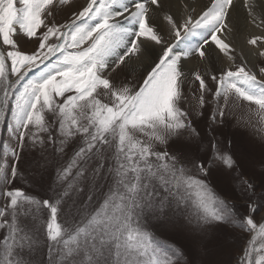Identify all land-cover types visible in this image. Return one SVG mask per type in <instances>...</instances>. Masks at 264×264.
Here are the masks:
<instances>
[{
	"label": "snow or ice",
	"instance_id": "obj_1",
	"mask_svg": "<svg viewBox=\"0 0 264 264\" xmlns=\"http://www.w3.org/2000/svg\"><path fill=\"white\" fill-rule=\"evenodd\" d=\"M253 115L264 0H0V264H264Z\"/></svg>",
	"mask_w": 264,
	"mask_h": 264
},
{
	"label": "rangeland",
	"instance_id": "obj_2",
	"mask_svg": "<svg viewBox=\"0 0 264 264\" xmlns=\"http://www.w3.org/2000/svg\"><path fill=\"white\" fill-rule=\"evenodd\" d=\"M80 3H83V0H79ZM59 19H63L62 16H58V20ZM195 43V41H194ZM183 46V45H182ZM29 49H31L32 47H34V45H28L27 46ZM194 59H198V58H194ZM239 58L237 59V63L240 62ZM200 62V61H199ZM218 68V66H217ZM117 72L119 73L118 75V80H121V81H124V82H136L138 80H140L141 78V73H140V70H137V72L135 73H129L127 69H117ZM191 88L193 90V95L194 96H198L199 93L198 91H196V89L198 88V82H193L191 84ZM192 98V97H190ZM207 99V97H206ZM193 102L195 103V100H193ZM208 107H211V105L209 104ZM248 114L242 110V109H235L234 110V113L233 115L230 117V119H232L233 121H235L236 119L238 118H244L246 117ZM252 121L254 124H256L257 127H260V126H264V123L261 122V118L259 116H256V115H253L251 117ZM4 136H6V133H3V134H0V139H3ZM0 152H2V148H0ZM36 192H41V189L39 188H35L34 189ZM0 203H2V201H0ZM236 203L238 205H243V200L242 199H237L236 200ZM244 209H242L243 211ZM261 216H264V212L261 213ZM256 219L259 221L260 220V216H257ZM169 243H175L176 245L180 246V247H185L186 245V241H184L183 239L181 238H169L168 241ZM244 242L243 238L241 237L240 239L238 240H233L231 243L234 244L236 250H237V254H239V249H240V245H242ZM185 251H187V248H185ZM191 258V257H189ZM179 264H183V258H180L179 260Z\"/></svg>",
	"mask_w": 264,
	"mask_h": 264
},
{
	"label": "bare ground",
	"instance_id": "obj_3",
	"mask_svg": "<svg viewBox=\"0 0 264 264\" xmlns=\"http://www.w3.org/2000/svg\"><path fill=\"white\" fill-rule=\"evenodd\" d=\"M207 3V0H187V4L190 5V6H193L196 8V11L199 12L201 10V8L204 6V4ZM173 8H175V0H173ZM252 29L249 27L248 31H251ZM241 31L243 32L244 29L242 28ZM246 34V33H245ZM240 44L238 45V48H237V53H239V49L241 47H244L245 48V51L247 53V50L251 48V46H245L244 44V40H243V37L240 38ZM182 46V45H181ZM158 47V46H157ZM239 61V60H238ZM240 63V62H239ZM200 65V71H204V66H203V62H199L198 59H194L192 60V64L189 65V67L193 68V70H195V66L196 65ZM137 70H140V73L142 74V67L141 68H138ZM137 72V71H136Z\"/></svg>",
	"mask_w": 264,
	"mask_h": 264
}]
</instances>
